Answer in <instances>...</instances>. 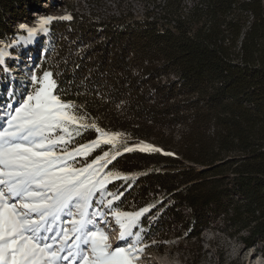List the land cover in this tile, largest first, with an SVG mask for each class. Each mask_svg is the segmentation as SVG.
Masks as SVG:
<instances>
[{"label":"trees","instance_id":"1","mask_svg":"<svg viewBox=\"0 0 264 264\" xmlns=\"http://www.w3.org/2000/svg\"><path fill=\"white\" fill-rule=\"evenodd\" d=\"M149 1L142 18L69 9L37 73L53 72L84 122L125 136L79 161L115 156L107 172L127 179L108 189L122 211L147 209L144 240L217 229L264 253V0ZM58 3L0 0V42ZM101 133L84 130L69 150Z\"/></svg>","mask_w":264,"mask_h":264},{"label":"snow or ice","instance_id":"2","mask_svg":"<svg viewBox=\"0 0 264 264\" xmlns=\"http://www.w3.org/2000/svg\"><path fill=\"white\" fill-rule=\"evenodd\" d=\"M54 19L42 16L37 27L20 25L27 32L21 39L48 33ZM7 55L0 48V69L6 73ZM57 88L53 72L32 74L24 91L9 88L0 103V264H134L144 250L139 221L147 209L122 211L115 204L119 195L108 184L127 177L104 171L111 162L108 152L76 166L78 157H87L101 142L113 144L117 134L84 122ZM90 127L101 133L98 139L69 150L74 137ZM108 216L120 228L123 246L109 242Z\"/></svg>","mask_w":264,"mask_h":264},{"label":"rangeland","instance_id":"3","mask_svg":"<svg viewBox=\"0 0 264 264\" xmlns=\"http://www.w3.org/2000/svg\"><path fill=\"white\" fill-rule=\"evenodd\" d=\"M67 2L68 4H62ZM149 0H60V3L48 8L40 14H33L32 20L23 23L29 27H37L38 20L42 16H51L61 19L69 15V9L85 11L94 14L97 18L110 16H135L142 18L146 9L149 8ZM53 20V21H54ZM16 27L15 35L9 37L6 43L0 42V48H6L8 55L5 57V65L9 71L6 73L0 69V103L6 99L9 88L22 92L28 85L32 74L37 77L40 68V58L43 56V47L52 48L51 31L36 36L35 44H28L22 37L27 32ZM50 27V25H49ZM44 43V44H43ZM117 134L116 141L112 144L117 146L125 140L122 133ZM76 159V166L85 164ZM112 157L107 160L111 161ZM105 161H102L104 163ZM108 164V163H107ZM107 172V168L104 169ZM110 224L105 229L109 235V242L116 246H123L124 241L119 240L120 228L116 225L113 217L108 216ZM104 227L103 225H100ZM142 237V236H141ZM133 239L134 238H130ZM185 237L170 236L168 241H146L142 238L141 247L144 250L140 258L134 264H264V253L261 249L253 248L246 250L237 239L217 229L206 230L201 238L196 241L185 243Z\"/></svg>","mask_w":264,"mask_h":264},{"label":"bare ground","instance_id":"4","mask_svg":"<svg viewBox=\"0 0 264 264\" xmlns=\"http://www.w3.org/2000/svg\"><path fill=\"white\" fill-rule=\"evenodd\" d=\"M36 41H37V40H36V37H34L31 41H28L27 43L33 45V44L36 43Z\"/></svg>","mask_w":264,"mask_h":264}]
</instances>
